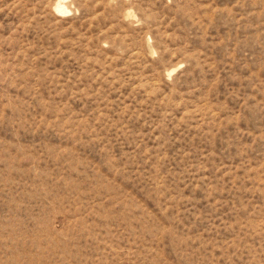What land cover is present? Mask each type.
<instances>
[{"label":"rangeland","instance_id":"rangeland-1","mask_svg":"<svg viewBox=\"0 0 264 264\" xmlns=\"http://www.w3.org/2000/svg\"><path fill=\"white\" fill-rule=\"evenodd\" d=\"M0 264H264V0H0Z\"/></svg>","mask_w":264,"mask_h":264}]
</instances>
